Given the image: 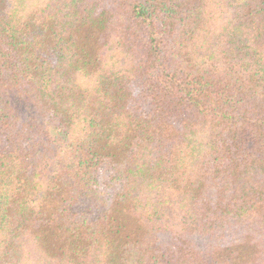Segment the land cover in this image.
<instances>
[{
    "label": "trees",
    "instance_id": "obj_1",
    "mask_svg": "<svg viewBox=\"0 0 264 264\" xmlns=\"http://www.w3.org/2000/svg\"><path fill=\"white\" fill-rule=\"evenodd\" d=\"M0 264H264V0H0Z\"/></svg>",
    "mask_w": 264,
    "mask_h": 264
}]
</instances>
